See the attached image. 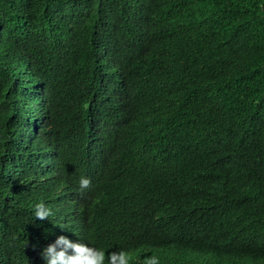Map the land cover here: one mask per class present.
Listing matches in <instances>:
<instances>
[{
    "label": "trees",
    "instance_id": "obj_1",
    "mask_svg": "<svg viewBox=\"0 0 264 264\" xmlns=\"http://www.w3.org/2000/svg\"><path fill=\"white\" fill-rule=\"evenodd\" d=\"M58 235L264 264V0H0V264Z\"/></svg>",
    "mask_w": 264,
    "mask_h": 264
},
{
    "label": "clouds",
    "instance_id": "obj_2",
    "mask_svg": "<svg viewBox=\"0 0 264 264\" xmlns=\"http://www.w3.org/2000/svg\"><path fill=\"white\" fill-rule=\"evenodd\" d=\"M90 179L81 176L76 186L80 190L90 187ZM64 208L68 204V198L63 199ZM56 215L55 211L45 202L38 201L33 205V218L44 220ZM50 221V220H49ZM43 264H135L136 257L130 249L108 252L101 246H97L84 239L70 240L67 236L58 235L54 240L41 249L39 253ZM143 264H161L159 255L147 257Z\"/></svg>",
    "mask_w": 264,
    "mask_h": 264
}]
</instances>
